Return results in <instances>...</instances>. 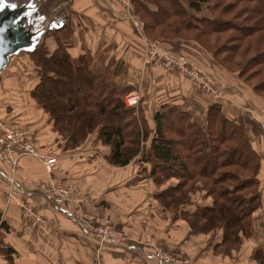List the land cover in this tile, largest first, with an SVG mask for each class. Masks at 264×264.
Wrapping results in <instances>:
<instances>
[{
    "label": "crops",
    "instance_id": "obj_1",
    "mask_svg": "<svg viewBox=\"0 0 264 264\" xmlns=\"http://www.w3.org/2000/svg\"><path fill=\"white\" fill-rule=\"evenodd\" d=\"M7 2L0 10V22H9L7 40L14 44L0 70V119L31 127L37 143L60 158L54 176L77 184L91 201L89 207L81 209L46 198L34 183L48 182L50 177L33 157L20 160L13 177L15 185L9 178L11 171L1 164L0 215L8 231L0 234L4 244L15 251L11 252L12 264H156L153 253L159 247L190 264H262L264 98L193 42L180 41L187 59L203 67L216 82L218 101L193 88L179 74L146 65L142 23L135 17L133 6L125 8L117 0H19L15 8ZM61 30L68 32L62 42L74 60L86 56L91 68L110 77L115 87L142 88L141 107L151 128L154 115L163 105L178 107L205 122L210 106L217 103L225 117L244 127L261 159L258 180L262 204L239 247H225L222 230L192 236L185 222L172 221L173 216L156 201V188L148 172L138 174L135 161L126 168L109 166L104 159L108 150L97 142V133L78 150L63 151L48 114L31 95L38 80L28 55L45 42L55 50L53 33ZM25 208L39 214L43 223H35ZM90 223L116 225L129 239L128 244L112 245L92 238L87 230ZM0 264H10L6 254H0Z\"/></svg>",
    "mask_w": 264,
    "mask_h": 264
},
{
    "label": "trees",
    "instance_id": "obj_2",
    "mask_svg": "<svg viewBox=\"0 0 264 264\" xmlns=\"http://www.w3.org/2000/svg\"><path fill=\"white\" fill-rule=\"evenodd\" d=\"M132 6L146 39L196 43L264 98V0H133ZM53 34L55 50L45 42L28 54L38 78L31 95L65 141L58 140L63 151L78 150L97 133L109 166L126 168L136 160L151 166L156 201L172 221L185 222L192 236L222 230V244L239 247L262 204L261 159L244 127L217 103L204 125L163 105L151 128L142 110L125 103L133 88L112 85L86 56L74 60L62 42L68 32ZM0 231H8L1 215ZM11 252L0 238V254L10 264Z\"/></svg>",
    "mask_w": 264,
    "mask_h": 264
},
{
    "label": "built area",
    "instance_id": "obj_3",
    "mask_svg": "<svg viewBox=\"0 0 264 264\" xmlns=\"http://www.w3.org/2000/svg\"><path fill=\"white\" fill-rule=\"evenodd\" d=\"M120 4L128 7L130 0H117ZM131 5V4H130ZM167 51V50H166ZM157 43L145 39L144 62L153 67H163L169 71H179L201 92L210 95L215 100L220 99V93L216 82L200 66L186 61V59L174 58L169 52H166ZM138 94H130L125 98L128 107H137L139 104ZM24 157H33L44 166L50 179L48 182L38 183L47 194H52L65 201H76L82 204L90 205V200L86 196H80L79 190L73 184H56L51 177H54L57 171L59 161L55 156L42 153L39 150V144L36 140V133L31 128L21 122L7 124L0 119V163L9 165L12 169L19 167L20 160ZM26 213L35 223H43L42 218L35 214L31 209L25 208ZM112 229V230H110ZM104 241L122 242L126 237L116 232L113 228H100L97 230ZM153 259L156 264H173L171 257L160 249L153 253Z\"/></svg>",
    "mask_w": 264,
    "mask_h": 264
},
{
    "label": "rangeland",
    "instance_id": "obj_4",
    "mask_svg": "<svg viewBox=\"0 0 264 264\" xmlns=\"http://www.w3.org/2000/svg\"><path fill=\"white\" fill-rule=\"evenodd\" d=\"M19 0H8V2L7 3H10V4H16L17 2H18ZM132 1L133 0H130V4H129V6L128 7H125V6H123V7H125V8H131V6H132ZM139 1H141V2H146V0H139ZM148 1V0H147ZM7 5V4H6ZM5 5V6H6ZM159 46H161L162 47V49H164L165 51L167 50L169 53L168 54H170L171 56H173L174 58H179V59H186V61H189L188 59H187V57L185 56V55H187L186 53L187 52H185L184 50H183V48L185 47L184 45H183V43H180V42H175V43H173V44H169V43H163V44H159ZM192 47H194V46H192ZM166 48V49H165ZM166 51V52H167ZM143 59H144V56H143ZM189 62H191V61H189ZM201 67V66H200ZM158 68H163V67H158ZM201 68H203V67H201ZM204 69V68H203ZM205 70V69H204ZM165 71L166 72H171V73H176V74H179L184 80H187V81H189L187 78H186V76H184L181 72H179V71H169V70H167V69H165ZM206 71V70H205ZM124 76H122V78H123ZM110 78V77H109ZM36 80H38V78H36ZM189 83L191 84V86H193V84L189 81ZM135 86V85H134ZM117 87L118 88H120L119 87V85H117ZM130 88H133V91H135L133 94H138V96H139V104H138V106H137V109H139V110H142L143 111V109H142V102L144 101V94H143V91H142V88H140L139 87V89H137L136 88V86L135 87H132V86H129L128 87V89H130ZM193 88H196V87H193ZM137 89V90H136ZM197 89V88H196ZM197 90H199V89H197ZM132 91V92H133ZM200 91V90H199ZM199 121H200V123L202 124V125H204V120H203V118H201V117H199ZM14 123H16V122H14ZM24 124V123H23ZM26 125V124H25ZM27 126V125H26ZM58 140H61V141H63V142H65L64 140H62V139H59L58 138ZM61 145H63L62 143H61ZM59 146H60V143H59ZM39 150L42 152V153H45V154H47L46 152H45V150L39 145ZM100 152V151H99ZM56 158H58V161H59V165H58V168H57V171L59 170V168H60V158L58 157V155H54ZM38 161V160H37ZM39 162V161H38ZM40 163V162H39ZM1 164L5 167V168H7V169H9L11 172V175H12V177L9 175V178H10V180H11V182L15 185V182H14V180L15 179H13V177L14 176H16V174H17V172H18V166H17V168H14V169H10L11 167L9 166V165H7V164H4V163H0V168H4L3 166H1ZM134 164L135 165H137V170L139 169V172H138V174H141V170H146V171H148V174H147V176H149V172H150V170H151V166L150 165H145L144 164V162H140L139 160H136L135 162H134ZM41 165H42V163H41ZM144 165L147 167V168H144ZM43 166V165H42ZM43 168H44V166H43ZM44 171L46 172V170H45V168H44ZM57 171L55 172V173H57ZM46 174L49 176V174H48V172H46ZM57 176V175H56ZM56 176H54V177H51L52 178V180H54L55 182H56V184H60V185H66V186H68V185H71V184H73V183H69V182H62V181H60ZM50 177V176H49ZM149 178V177H148ZM38 183H44V182H41V181H39V182H35L34 183V186L35 187H37V188H39L40 190H41V192L44 194V196L46 197V198H49V199H52V200H56V201H59V202H64V203H71V204H75V205H77L79 208H81V209H83L84 207H89V206H87L86 204H82V203H79V202H76V201H72V202H69V201H65V200H63V199H61V198H59V197H57V196H54V195H52V194H47L46 192H44L43 190H42V188H40V187H38L37 186V184ZM73 185H75L76 187H77V189L79 190V195L80 196H83L82 194H81V192H80V189L78 188V186H77V184H73ZM19 188L17 187V190H18ZM22 192V191H21ZM90 200V199H89ZM90 204H91V201H90ZM25 212H26V209H25ZM35 213V212H34ZM36 214V213H35ZM37 215H39V214H37ZM40 216V215H39ZM41 217V216H40ZM85 219L84 218H81L80 219V221L82 222V223H87V222H85L84 221ZM43 221V220H42ZM107 227H110V228H113L116 232L118 231L120 234H124L121 230H119V228H117V226L116 225H114V224H106V225H101V226H97V225H94V224H87V230L89 231V235L92 237V238H94V239H97V240H99V241H101V242H103V243H110V244H112V245H120V246H125V245H127L128 244V242H129V239L125 236V235H123V236H125L126 237V240L125 241H122V242H116V243H113V242H108V241H104L103 239H102V237L100 236V233L99 232H97V230L98 229H100V228H107ZM110 230H112V229H110ZM113 231V230H112ZM1 235L2 234H0V238H1ZM158 249H160V250H162L163 252H165V253H167L170 257H171V259L173 260V264H190L189 262V260H187V259H183L182 257H177V256H173L170 252H168L165 248H163V247H159Z\"/></svg>",
    "mask_w": 264,
    "mask_h": 264
},
{
    "label": "water",
    "instance_id": "obj_5",
    "mask_svg": "<svg viewBox=\"0 0 264 264\" xmlns=\"http://www.w3.org/2000/svg\"><path fill=\"white\" fill-rule=\"evenodd\" d=\"M9 22H0V70L5 62V55L12 51L13 44L11 40H7L6 34Z\"/></svg>",
    "mask_w": 264,
    "mask_h": 264
},
{
    "label": "snow or ice",
    "instance_id": "obj_6",
    "mask_svg": "<svg viewBox=\"0 0 264 264\" xmlns=\"http://www.w3.org/2000/svg\"><path fill=\"white\" fill-rule=\"evenodd\" d=\"M5 5H6V0H0V10H3V8L5 7ZM10 7L15 8L16 5L15 4H12V5H10Z\"/></svg>",
    "mask_w": 264,
    "mask_h": 264
}]
</instances>
